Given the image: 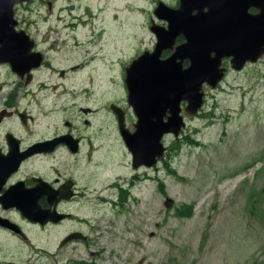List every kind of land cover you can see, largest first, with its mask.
<instances>
[{"label":"rangeland","instance_id":"obj_1","mask_svg":"<svg viewBox=\"0 0 264 264\" xmlns=\"http://www.w3.org/2000/svg\"><path fill=\"white\" fill-rule=\"evenodd\" d=\"M115 1L33 0L15 7L17 27L53 66L50 76L35 73L43 89L56 87L42 108L51 105L52 114L42 112L41 121L67 113L82 129V119L98 117L78 109L92 103L93 93L102 91L92 105L101 112L124 100V67L151 47L149 19L159 24L152 11L170 0ZM67 89L70 94L57 95ZM184 122L176 137H162L163 157L137 182L135 199L123 208L106 206L95 247L57 250V232L45 229L21 246L26 258L36 264H264V61L205 87L202 107ZM93 130L85 128L89 136ZM114 161L119 166L112 172H128L124 151ZM83 162L75 159L74 168L85 169ZM18 247L11 242V250ZM93 248H99L95 256Z\"/></svg>","mask_w":264,"mask_h":264},{"label":"flooded vegetation","instance_id":"obj_2","mask_svg":"<svg viewBox=\"0 0 264 264\" xmlns=\"http://www.w3.org/2000/svg\"><path fill=\"white\" fill-rule=\"evenodd\" d=\"M200 3L190 11H184L179 19L192 21L193 14L205 13L209 8L208 21L214 43L241 48L250 56L257 50H264V0H201ZM179 4L180 0H170L164 5L173 10ZM149 20L152 25L153 19ZM157 22V26H167L165 21ZM151 25L149 31L154 42L143 51L153 50L156 42ZM187 27V23L179 26L180 33L175 35L172 46L186 42L182 32ZM16 28L14 30L21 29L29 35L26 30ZM32 39L30 51L40 53L35 67H31L33 61L28 58L22 64L19 61L11 64L5 51L0 49V264H36L26 258L21 246L26 242L30 244L45 229L57 232V250L77 248V245L95 247L94 239L101 236L100 232L106 226V206L123 208L134 200L133 190L138 181L146 179L148 169L145 165H133L120 134V125L132 132L136 122L135 113L127 103L125 88L124 100L109 102L108 109L102 112L92 106L103 98L100 90L92 94L91 104L87 101L85 106H79L80 112L98 116L91 121L82 119V129L72 124L73 116L70 118L67 113L61 120L41 121L39 114L42 112L48 113L45 118L52 114L51 105L42 108L46 105L45 98L56 96V87L43 89L40 78L35 80L36 71L47 70L50 76L53 66L40 51L37 41ZM19 41L24 45L22 40ZM14 53L20 54L17 50ZM170 53L171 49H162L160 56L166 57ZM261 61H264V53L253 62L245 61L241 69ZM187 63L184 59L183 66ZM231 65L237 66L238 61L231 55L224 56L212 74L222 71L221 68L223 75L232 72ZM75 67L70 66L67 70ZM63 71L59 69L58 74L62 76ZM5 75L10 79L5 80ZM69 91L57 95L70 94ZM85 128L94 129L90 136ZM121 150L126 157L124 166L128 169L124 175L112 172L119 166L114 158ZM77 158L84 160L85 169L74 168ZM13 241L19 247L11 250ZM98 252L99 248H93L90 254L95 256Z\"/></svg>","mask_w":264,"mask_h":264},{"label":"water","instance_id":"obj_3","mask_svg":"<svg viewBox=\"0 0 264 264\" xmlns=\"http://www.w3.org/2000/svg\"><path fill=\"white\" fill-rule=\"evenodd\" d=\"M25 1L28 0H0V49L5 51L6 59L11 64L14 61L22 64L28 58L33 61L31 67H35L38 65L40 53L31 52L33 41L23 30L16 31L13 28L16 25L13 7ZM200 1L180 0L179 6L173 10L158 2L153 14L156 18L164 20L167 26L160 27L152 23L150 30L156 38L153 50L143 51L124 69L123 83L127 90V103L135 113L136 122L132 132L123 125H120L119 129L134 166L135 163L151 166L162 156V136L170 133L176 137L184 125L180 112L190 118L200 108L203 97L202 84L214 87L222 74L220 70L215 74H212V71L222 56H233L234 60L238 61V65L234 67H239L245 60L255 61L264 52L257 50L255 55L250 56L248 51L243 53L241 48H228L224 43L221 46L214 43L211 24L208 21L209 8L205 13L193 14L192 21L182 22L179 17L184 11H190L199 5ZM183 23L188 24L182 32L186 42L172 46L175 35L180 33L179 26ZM19 40H22L24 45ZM166 48L171 49V53L161 58L160 51ZM15 50L20 54H15ZM184 59L188 61L185 66ZM181 102L184 103L183 107ZM171 203V199L166 197L164 206L169 207ZM41 213L37 215L38 220Z\"/></svg>","mask_w":264,"mask_h":264},{"label":"bare ground","instance_id":"obj_4","mask_svg":"<svg viewBox=\"0 0 264 264\" xmlns=\"http://www.w3.org/2000/svg\"><path fill=\"white\" fill-rule=\"evenodd\" d=\"M114 1H115V0H114ZM115 2H116V1H115ZM115 2H114V3H115ZM48 255H49V254H48ZM53 258H54V257H53ZM61 261H62V260H61ZM58 262H59V261H58ZM75 262H76V261H75ZM83 262H84V261H83ZM89 263H90V262H89Z\"/></svg>","mask_w":264,"mask_h":264}]
</instances>
